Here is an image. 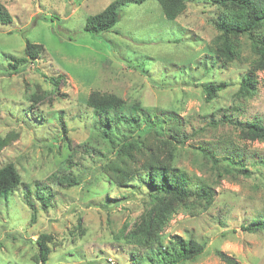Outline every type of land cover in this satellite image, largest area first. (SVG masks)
<instances>
[{
    "label": "rangeland",
    "instance_id": "rangeland-1",
    "mask_svg": "<svg viewBox=\"0 0 264 264\" xmlns=\"http://www.w3.org/2000/svg\"><path fill=\"white\" fill-rule=\"evenodd\" d=\"M113 1L0 0L12 19L0 23V168L14 164L22 181L0 199V264H163L151 260L157 245L139 249L130 238L157 213L168 218L159 232L162 249L178 251L177 236L205 245L196 260L179 264H226L219 253L264 264V230L242 228L264 221V141L244 139L229 123L215 126H264V85L251 98L237 96L257 58L250 40L235 42L241 59L232 64L208 55L220 14L211 0H185L175 22L156 0L129 4L113 30L84 32L87 18ZM26 41L39 50L36 60L26 58ZM211 81L228 85L207 103L200 85ZM93 92L140 105L165 127L179 126L178 141L174 132L152 133L138 149L116 154L93 129ZM227 158L234 162L230 173ZM150 164L171 165L191 191L211 189L212 205L154 200L145 183L125 182ZM73 179L77 185L69 186ZM36 185L51 194L47 206L34 190L28 204Z\"/></svg>",
    "mask_w": 264,
    "mask_h": 264
},
{
    "label": "trees",
    "instance_id": "trees-1",
    "mask_svg": "<svg viewBox=\"0 0 264 264\" xmlns=\"http://www.w3.org/2000/svg\"><path fill=\"white\" fill-rule=\"evenodd\" d=\"M150 0H115L111 2L101 13L87 18L84 32L91 35H98L104 32H109L115 28L121 19V11L123 7L129 4L142 5L143 2ZM160 5L164 17L169 22H175L177 18L185 11V0H156ZM220 10L217 20L214 22L218 32L217 37L209 46V54L214 56L216 62L232 64L241 59V50L238 43L241 37H248L251 48L257 55V58L251 63L248 73L241 79L237 96L240 98H251L258 92V84L264 85V0H211ZM12 22L10 14L5 7L0 4V23L8 25ZM26 41L25 56L33 61L38 58L39 50ZM25 59L16 60L15 64L11 65V70L18 73L21 63H25ZM213 64V63H212ZM55 82L53 79H51ZM227 83L208 82L205 85H200L205 95V101L210 103L214 101L218 93L227 88ZM87 106L94 112L93 129L99 134V137L112 146L116 154L125 153L129 150L138 149L144 138L154 133L158 136H164L166 131L170 134L174 132L177 137H172L178 141L181 135L179 126L174 127L169 123L165 127L163 121H159L151 114L141 108L140 105L127 106L126 103L114 94H101L93 92L87 99ZM229 123L234 127L240 128L241 136L246 140L264 141V126L258 123H249L245 126L233 123L231 120H224L215 123V126ZM163 124V125H162ZM228 161L225 169L228 173L231 172V166L234 164L231 159ZM243 172H248L245 165ZM150 167V168H149ZM149 170L144 175H136L128 177L125 182L130 180L140 181L145 183L146 187L151 191V197L158 200L161 196H171L174 200L181 203L190 201L191 198H196L198 202L205 203V209L210 207L214 200V194L211 189H199L191 191L185 176L180 174V171L174 169L171 165H155L150 164ZM56 176V175H55ZM54 176V177H55ZM69 186H76V180H70ZM22 184L21 176L15 168L14 164H7L0 168V199L7 200L11 193L15 192ZM35 193L38 201L43 206L50 203L51 194L46 187H38L28 191L26 200L31 207V194ZM152 192L154 194L152 195ZM168 224L167 213H157L152 220L147 221L142 227H139L130 238L139 247L152 248L157 245L158 252L153 251L151 260L164 261L163 264H179L181 262L194 261L204 252L205 245L195 240H184L180 237H175L176 247L178 251L169 253L167 249L161 247L160 231ZM248 232H257L264 230V221H254L247 226L242 227ZM44 239V238H43ZM40 240L43 247L41 256L46 261L47 249L44 248V241ZM140 249V248H139ZM218 256L224 260L226 264H240L236 260L231 259L225 254L219 253Z\"/></svg>",
    "mask_w": 264,
    "mask_h": 264
}]
</instances>
